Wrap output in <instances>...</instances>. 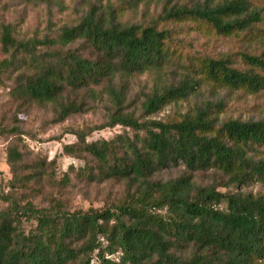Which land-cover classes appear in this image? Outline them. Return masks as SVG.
Here are the masks:
<instances>
[{
	"label": "trees",
	"instance_id": "1",
	"mask_svg": "<svg viewBox=\"0 0 264 264\" xmlns=\"http://www.w3.org/2000/svg\"><path fill=\"white\" fill-rule=\"evenodd\" d=\"M86 1L89 10L81 23L62 28L54 38L21 40L13 25H3L0 42L6 58L0 61V77L13 80L15 98L53 104L56 123L90 109L84 100L64 102L67 90H90V97L97 99L93 88L106 83L111 110L108 121L96 129L120 126L126 131L94 142L88 141L92 130L76 132L78 143L64 151L91 156L94 166L84 168L88 179L123 182L125 196L103 209L72 211L55 196L48 207H40L22 199L18 190L33 189L31 182L46 168L30 166L11 146L10 191L0 193L5 205L0 208V264H263L264 194L243 190L264 185V121H221L223 102L197 105L178 120L148 117L188 100L203 86L248 95L264 92V51L261 56L243 54L249 66L244 71L232 66L230 56H184L174 45V31L160 29L157 22L123 25L117 8ZM143 1L125 5L137 7ZM56 4L62 6L61 0ZM158 21L192 22L226 38L264 39V32L257 30L261 11L247 0L167 2ZM78 41L83 49H72ZM175 63L182 79L146 94L140 116L127 112L128 86L115 81ZM178 166L185 168L183 176L155 179ZM206 172L214 174L213 184H198L196 174ZM26 223L34 227L26 229Z\"/></svg>",
	"mask_w": 264,
	"mask_h": 264
},
{
	"label": "rangeland",
	"instance_id": "2",
	"mask_svg": "<svg viewBox=\"0 0 264 264\" xmlns=\"http://www.w3.org/2000/svg\"><path fill=\"white\" fill-rule=\"evenodd\" d=\"M129 0H92L97 6L117 8L118 21L123 25H137L148 27L157 22L160 29L174 31L176 48L180 47L184 56L204 55L213 58L230 56L233 67L247 70L242 55L261 56L264 51V39L250 42L240 37L226 38L210 33L205 27L198 29L192 22L162 23L158 19L167 2L172 4H189L206 0H144L137 7L129 8L125 5ZM221 0H210L219 2ZM253 8L261 11L263 21L257 30L264 32V0H247ZM62 6L56 0L46 3H29L26 0L0 1V30L3 25L11 24L15 35L21 40L33 38L43 39L45 36L54 38L64 27H74L81 23L86 16L89 6L85 0H61ZM264 34V33H263ZM83 41L71 46L72 49H83ZM86 56L88 53L82 51ZM6 56L2 52L0 42V61ZM183 71L173 66L162 71H153L131 79H118L116 85L126 84L129 89L126 102L127 112L142 114L141 103L146 94L155 87L176 83L182 79ZM105 84L94 87L99 98H91L90 90L71 91L64 94V102L85 101L90 109L83 114H75L62 123L54 122L56 107L53 104L26 102L13 96L15 87L13 80L6 75L0 77V193L9 192V182L13 175L8 165V150L16 146L24 156V161L30 166L43 164L46 173L31 182L33 189H19L22 199H32L40 207H48L52 196L62 200L69 210L103 209L117 202L125 196L126 185L123 182L110 180L103 183L90 180L85 175L84 168L94 166V159L79 150L75 155H68L64 148L77 144L76 132L88 133L89 142L111 140L126 130L120 126L97 130L96 128L108 121L111 103L104 93ZM223 102L225 107L220 114L221 121L240 120L264 121V92L248 95L242 91L231 92L227 89L203 86L186 101L172 104L159 114L148 117L150 120L169 121L181 119V116L197 105ZM41 171L40 169H36ZM34 172V167H29ZM28 172V173H29ZM185 168L182 166L165 169L158 173L156 180L169 181L183 176ZM198 184L212 185L215 179L212 172L198 173L195 176ZM222 184L223 181L216 180ZM220 191L226 189L219 187ZM246 193L264 194V185L254 184L243 190ZM25 203V201H23ZM5 205L0 201V208ZM34 227L33 223H26V229ZM264 264V262H263Z\"/></svg>",
	"mask_w": 264,
	"mask_h": 264
}]
</instances>
